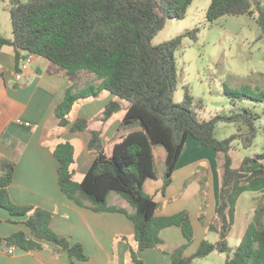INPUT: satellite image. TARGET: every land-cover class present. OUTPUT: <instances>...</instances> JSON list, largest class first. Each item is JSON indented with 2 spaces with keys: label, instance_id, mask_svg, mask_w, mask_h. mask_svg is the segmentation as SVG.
Returning a JSON list of instances; mask_svg holds the SVG:
<instances>
[{
  "label": "trees",
  "instance_id": "1",
  "mask_svg": "<svg viewBox=\"0 0 264 264\" xmlns=\"http://www.w3.org/2000/svg\"><path fill=\"white\" fill-rule=\"evenodd\" d=\"M12 37L0 34V51L12 46L16 51L17 67L24 53L43 57L65 69L73 83L64 100L56 108L59 126L71 124L69 115L83 100L98 98L103 91L116 97L101 114L108 122L114 115L125 111L121 124L124 129L139 126L141 129L105 144L102 131L91 130L90 121L78 118L71 127L73 133L89 132V150L95 160L81 182L75 181V150L70 142L59 143L53 154L59 162L58 179L61 191L75 204L93 211L118 212L127 215L135 226V240L139 250L157 248L164 242L163 229L181 228L186 244L171 252L170 264H196L212 253L227 255L225 264H264V224H254L241 244L233 249L228 241L230 221L229 196L236 181L249 184L264 178V153L246 158L240 168L232 166L229 152L233 142L239 140L243 148L254 145L260 115L251 108L231 109L218 113L208 121L201 119L194 107L193 97L185 87L184 100L175 103L177 63L175 54L183 40H198V28L155 45L153 40L164 29L168 20H182L193 0H8ZM225 16L254 17L264 39L263 0H211L206 19L213 23ZM82 72L94 74L99 85L75 90V81ZM225 95L236 100L264 103V91L249 92L223 85ZM125 102L128 104L124 106ZM221 123H237L246 128L225 139H218L216 129ZM190 138L204 147L225 154L222 166V186L216 218L209 229L219 234V241L204 240L190 257L185 250L194 238L188 212L158 217L160 204L145 192L148 180L156 173L155 147L167 152L161 192L165 194ZM252 163H261L252 173L246 170ZM15 164L7 159L0 162V207L12 217L25 218L24 224L36 240L28 239L22 231L0 239L25 251L43 248V242H52L71 259L88 261L82 244L72 243L51 228L53 214L34 207H19L12 203L8 187L13 181ZM188 181V180H187ZM186 181V183H187ZM185 183V187L187 186ZM200 197L204 213L207 193L202 187ZM112 193L126 200L135 210L128 214L124 209L108 206ZM258 209L264 219V195L258 200ZM14 221V220H11ZM134 264H144L131 248Z\"/></svg>",
  "mask_w": 264,
  "mask_h": 264
},
{
  "label": "crops",
  "instance_id": "2",
  "mask_svg": "<svg viewBox=\"0 0 264 264\" xmlns=\"http://www.w3.org/2000/svg\"><path fill=\"white\" fill-rule=\"evenodd\" d=\"M9 8L10 3L6 6L8 14ZM7 25L6 31L4 33L0 31V34L11 38L12 25L8 23ZM18 72L21 71L19 66L17 67L14 47H3L0 51V162L7 159L16 166L13 181L8 187L10 200L19 207L29 206L52 213L53 231L68 238L72 243L82 244L88 261L71 259L52 242H43V248L36 251H25L2 243L0 264H134L131 259V248L136 250L137 256L144 264H170L169 254L187 243L181 228L173 226L163 229L160 233L164 242L162 245L139 250L135 240L134 223L127 215L81 207L68 199L59 186V162L53 154L55 147L61 142H70L73 145L76 159L75 181L81 182L91 168L95 155L88 147L91 134L73 133L72 124L78 118H85L92 125L93 119L100 120L106 105L116 97L103 91L98 98L77 103L71 112V114L76 112L74 117L70 118L69 115L71 124L62 128L59 126L56 108L64 100L67 89L73 84L69 80L67 71L43 57L35 56L28 68L22 71L20 80L15 75ZM90 75L94 74L90 73ZM78 80L80 81V78ZM94 84L99 85L100 81L95 80ZM84 87L81 85L75 90H82ZM123 112L125 115V111ZM118 114L104 123L102 129L100 123L97 127L90 125L91 130L102 131L105 144H111L115 139L141 129L139 126L122 128L124 115L118 116ZM218 129L219 127L216 133ZM191 139L193 138L187 142L185 152L174 173L173 182L165 194L160 191L167 159V152L162 146L155 147L157 177L148 180L144 186L145 192L161 205L157 212L158 217L188 212L194 238L185 250L187 257L192 256L204 240L208 241V233L212 232L209 223L217 216L223 174V158L220 154H216L215 150V152L207 151L204 155L186 157L188 145L197 148L201 153L205 151ZM76 145L81 149L77 156ZM203 163L209 166L207 167L209 204L204 213L201 212L202 201L199 198L200 187L197 182H192V185L180 194L186 180L194 171L201 168ZM251 167L247 168L248 173L255 170ZM262 180H252L249 184H242L240 181L234 183L233 191L229 196L228 238L241 219L246 221L244 236L251 224L258 228L264 224L262 212L258 209V200L264 195V184L254 182ZM108 206L124 209L128 214L135 212L126 200L115 193L110 195ZM24 219L12 217L8 211L0 207V239L22 231L28 239L36 240L23 223ZM212 233L217 238L213 243L218 242L219 234ZM12 247L15 248V252L9 255L8 250ZM215 253L206 258L212 257Z\"/></svg>",
  "mask_w": 264,
  "mask_h": 264
},
{
  "label": "rangeland",
  "instance_id": "3",
  "mask_svg": "<svg viewBox=\"0 0 264 264\" xmlns=\"http://www.w3.org/2000/svg\"><path fill=\"white\" fill-rule=\"evenodd\" d=\"M8 3V0H0V31L3 33L7 29V23L11 24L10 16L6 11ZM210 4L211 0H193L186 17L182 20H168L164 29L153 40V43L160 45L188 30L198 28V40L193 41L190 38H185L181 49L175 54L178 76L177 88L174 94L175 103H181L184 100L185 87H187L193 97L195 110L203 120L208 121L218 113H226L231 109L239 110L241 108H251L260 115L257 122L259 131L254 145L249 149H245L239 140L233 142L229 155L232 159L233 168L238 169L246 158H253L264 153V103H256L245 99L236 100L233 105L231 99L225 95L223 85L225 84L234 90L264 91V39H260L261 29L254 17L225 16L209 23L206 19V12ZM95 80L97 81L95 75H90L87 72L82 73L75 81L76 89L81 85L85 87L95 85ZM126 104L125 102V106ZM75 113L74 111L70 114V118L71 116L73 118ZM122 115H124L123 111L118 114V116ZM100 120L93 119L92 125H90L97 127L100 123V129H102L104 123ZM218 127L216 133L218 139L247 131L246 128L237 123H221ZM191 141L201 146L205 151L201 153L197 148L188 145L186 157L204 155L207 151L215 152L213 149L203 147L195 139H191ZM75 149L77 156L81 149L77 145ZM216 154H220L224 163L225 154L218 152ZM252 164L251 168L255 169L261 165V163ZM207 167L209 166L203 163L201 168L194 171L187 179L188 181L186 180L187 186L185 187L184 184L180 194L192 185V182H197L200 189L204 187L203 191L207 193L209 188ZM254 182L264 184V179ZM200 192L201 190L199 191V198L202 200ZM208 204L207 193L206 209ZM244 209L246 210V206ZM245 223L246 221L241 219L233 234L228 238L233 249H236L243 240ZM208 236V241L212 243L217 240L212 232L208 233ZM226 256V254L215 253L212 257L197 260L196 264H224Z\"/></svg>",
  "mask_w": 264,
  "mask_h": 264
},
{
  "label": "built area",
  "instance_id": "4",
  "mask_svg": "<svg viewBox=\"0 0 264 264\" xmlns=\"http://www.w3.org/2000/svg\"><path fill=\"white\" fill-rule=\"evenodd\" d=\"M34 57H35V55H33V54H28V53L24 54L23 58L19 62V69L21 72H18L15 74L16 78L18 80H20L22 78V71L26 70L28 68V66L33 62ZM18 122H20V121H18ZM14 252H15V248H13V247L8 250L9 255L14 254Z\"/></svg>",
  "mask_w": 264,
  "mask_h": 264
}]
</instances>
